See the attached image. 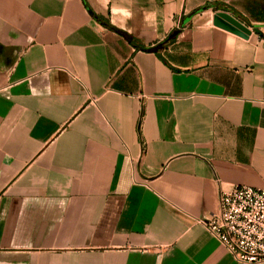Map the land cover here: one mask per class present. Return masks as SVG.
Wrapping results in <instances>:
<instances>
[{"label":"crops","instance_id":"crops-1","mask_svg":"<svg viewBox=\"0 0 264 264\" xmlns=\"http://www.w3.org/2000/svg\"><path fill=\"white\" fill-rule=\"evenodd\" d=\"M238 185L264 0H0V264H246L202 222Z\"/></svg>","mask_w":264,"mask_h":264},{"label":"built area","instance_id":"built-area-1","mask_svg":"<svg viewBox=\"0 0 264 264\" xmlns=\"http://www.w3.org/2000/svg\"><path fill=\"white\" fill-rule=\"evenodd\" d=\"M202 222L238 261L264 263V187L221 189L217 211Z\"/></svg>","mask_w":264,"mask_h":264},{"label":"water","instance_id":"water-1","mask_svg":"<svg viewBox=\"0 0 264 264\" xmlns=\"http://www.w3.org/2000/svg\"><path fill=\"white\" fill-rule=\"evenodd\" d=\"M215 22L219 26L231 30L242 36H246V33L248 32L243 24L224 12H218L215 17Z\"/></svg>","mask_w":264,"mask_h":264}]
</instances>
